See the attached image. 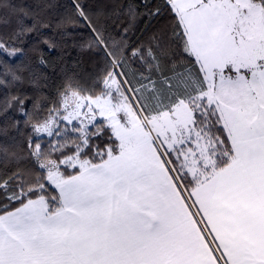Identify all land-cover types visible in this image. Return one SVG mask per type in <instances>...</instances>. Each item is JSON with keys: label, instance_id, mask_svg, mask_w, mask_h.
I'll use <instances>...</instances> for the list:
<instances>
[{"label": "snow or ice", "instance_id": "obj_1", "mask_svg": "<svg viewBox=\"0 0 264 264\" xmlns=\"http://www.w3.org/2000/svg\"><path fill=\"white\" fill-rule=\"evenodd\" d=\"M0 264H264V0H0Z\"/></svg>", "mask_w": 264, "mask_h": 264}, {"label": "trees", "instance_id": "obj_2", "mask_svg": "<svg viewBox=\"0 0 264 264\" xmlns=\"http://www.w3.org/2000/svg\"><path fill=\"white\" fill-rule=\"evenodd\" d=\"M13 2H19V0H13ZM143 27V25H141ZM47 35H52V33H46ZM139 35V33H137ZM55 39L61 42V50L59 52L51 53L50 59V67H54V71L50 69H43V71L48 72L49 81L51 84L53 80L58 81L60 76L65 73L73 71L72 62L80 59H87V57H81L78 49L72 45L71 41L65 45L62 42V38L56 36ZM47 52V49H45ZM33 63H35V58H33ZM31 91V89H29ZM51 90V89H49Z\"/></svg>", "mask_w": 264, "mask_h": 264}]
</instances>
